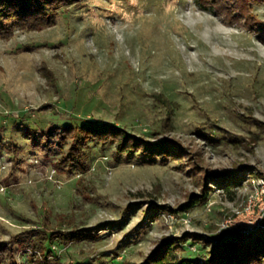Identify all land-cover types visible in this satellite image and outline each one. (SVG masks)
<instances>
[{
    "label": "rangeland",
    "instance_id": "374dc122",
    "mask_svg": "<svg viewBox=\"0 0 264 264\" xmlns=\"http://www.w3.org/2000/svg\"><path fill=\"white\" fill-rule=\"evenodd\" d=\"M219 1L232 15L201 0H64L37 28L0 19V264H140L168 239L205 262L264 228L241 230L264 175V41L249 25L264 2ZM95 121L182 154L61 140ZM237 173L229 188L212 176ZM29 230L72 240L26 245Z\"/></svg>",
    "mask_w": 264,
    "mask_h": 264
},
{
    "label": "trees",
    "instance_id": "16d2710c",
    "mask_svg": "<svg viewBox=\"0 0 264 264\" xmlns=\"http://www.w3.org/2000/svg\"><path fill=\"white\" fill-rule=\"evenodd\" d=\"M62 1L64 0H0V19H13L22 27L37 28L52 22L53 17L52 14L48 12V9L52 8L55 3ZM201 1L204 6L214 5L219 12H227L232 15V12L228 10V6L220 3L219 0ZM255 1L264 2V0H248V2ZM249 17H247V19ZM249 25L259 31L260 37L264 41V24L253 21L250 22ZM9 32L11 31L8 29H0V34L2 35H7ZM158 95L160 96V93ZM71 133H74L77 141L82 140L83 144L89 139L104 140L103 142L108 139L115 141L119 153L141 150L142 156L147 157L150 161H154L157 156H161L162 160H167L170 156L180 157V154H182L179 145H176L172 141L168 140L159 143H151L147 139L137 137L120 126L107 122L95 121L89 123L85 122L75 127L65 126L61 135L65 138H61V140H65ZM73 151L74 154L83 153V150L78 147H75ZM67 161L73 164L75 158L73 155L68 156ZM77 164L80 165L82 169L86 168V165H82L81 163ZM212 176L215 183L224 188L240 184L244 178L243 175L237 173L223 183L219 176ZM191 205L190 203L188 206ZM156 211L157 210H155V212ZM28 232L30 233L27 235L30 234V236L27 237L28 239L25 238L26 240H24L27 241L25 242L26 245L32 243L30 238L32 240L35 238V235L41 237L42 241L47 240L49 243H53L58 239L65 242L72 240V236L65 235L64 233L56 234L54 232L49 233L48 231L39 233V230L37 232L29 230ZM21 237L24 239V236ZM75 237H77V235ZM177 243L178 241L176 240L168 239L158 247L147 260L140 264H261L264 261V228L249 236L243 234L233 235L229 239L223 240L222 243L214 245L205 262H199L191 258H179L177 256V249H179L180 245H177ZM1 245L0 257L7 251V246L4 245V243Z\"/></svg>",
    "mask_w": 264,
    "mask_h": 264
},
{
    "label": "built area",
    "instance_id": "2783aa9c",
    "mask_svg": "<svg viewBox=\"0 0 264 264\" xmlns=\"http://www.w3.org/2000/svg\"><path fill=\"white\" fill-rule=\"evenodd\" d=\"M253 182H255V185L259 188L256 195L254 196L255 199L253 201L254 210H256L255 208L258 205L257 206L258 215L256 216V219H255L256 221L252 219L250 222L244 223L242 225L243 226V228L241 229L242 231H247L249 229L255 228L256 226H260L261 222L264 219V175L260 177L258 180H254ZM243 214L244 213H242V215Z\"/></svg>",
    "mask_w": 264,
    "mask_h": 264
}]
</instances>
